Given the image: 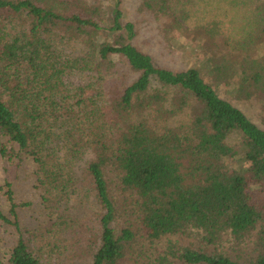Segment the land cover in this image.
Masks as SVG:
<instances>
[{"label": "trees", "instance_id": "16d2710c", "mask_svg": "<svg viewBox=\"0 0 264 264\" xmlns=\"http://www.w3.org/2000/svg\"><path fill=\"white\" fill-rule=\"evenodd\" d=\"M102 1L0 0V155L33 163L45 211L32 236L38 256L51 261L62 251L59 264H125L126 245L140 236L155 252L146 264H264V130L198 69L155 65L132 42L122 0ZM201 1L140 0L138 11L164 20L165 29H198L192 20ZM255 11L253 31L228 55L244 56L243 66L233 63L240 86L260 99L264 58L255 52L264 43V3ZM216 32L207 30L206 44L217 46ZM227 67L213 69L218 79ZM75 72L92 76L65 83ZM109 168L134 206V221L119 230ZM78 191L99 208L85 238L65 207ZM0 220L10 223L1 212ZM38 256L19 236L6 264H42Z\"/></svg>", "mask_w": 264, "mask_h": 264}, {"label": "rangeland", "instance_id": "374dc122", "mask_svg": "<svg viewBox=\"0 0 264 264\" xmlns=\"http://www.w3.org/2000/svg\"><path fill=\"white\" fill-rule=\"evenodd\" d=\"M261 3H264V0H202L192 20L196 25L199 24L198 29L193 25H189L188 29L186 27L165 29L164 20H157L150 14L138 11L140 0H122L120 7L124 14V22H131L134 25L135 37L132 42L149 54L155 65L174 72L189 68L198 69L201 77L214 87L220 98L230 102L264 130V96L259 99L258 93L253 91L247 93L241 88L240 76L236 74L233 63L241 67L245 64V58L241 54L239 57L234 54H232L233 57L228 55L231 52L228 48L232 46L236 38L244 37L246 32L253 31L255 8ZM211 29L217 31L213 36L214 44L216 42L217 46L206 44L207 30ZM225 41L229 42L228 47ZM255 53L260 57L258 59L264 58L262 57L264 43ZM225 61L228 63L225 70L227 76L223 74L218 79L213 69L224 67ZM91 76L90 73L75 72L65 76L64 82L80 86L89 81ZM106 175L112 195L119 203L116 219L112 224L114 229L119 230L121 227L131 225L134 221V206L128 204L130 203L128 195L118 187L115 170L107 169ZM5 183L10 185L13 194L17 230L13 225L14 220L9 214L5 200ZM65 207L69 209L68 216L73 221L72 228H80L77 234L84 229L85 238L86 234L89 236L96 230L93 224L99 208L93 199L85 197L84 193L78 191L69 201L65 202ZM0 212L10 221L7 223L0 220V264H6L10 248L19 236L25 240L29 250L38 256L37 246L35 240L33 243L32 236L44 224L45 211L40 192L35 185L33 163L24 155L19 154L13 159L0 155ZM126 246L125 264H146L147 257L155 255L148 243L140 236L134 238ZM60 252L62 251L54 256L52 254L51 261L50 254L38 257L42 264H59L55 257ZM227 252L232 259L242 262L245 259L244 256L234 251L227 250ZM82 262V258L77 260L75 258L71 262L66 261L65 264H83Z\"/></svg>", "mask_w": 264, "mask_h": 264}]
</instances>
